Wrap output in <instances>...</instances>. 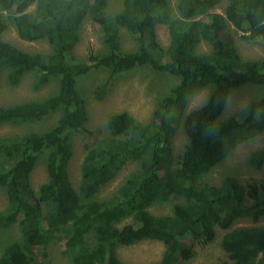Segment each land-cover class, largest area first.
I'll return each instance as SVG.
<instances>
[{"label": "trees", "instance_id": "1", "mask_svg": "<svg viewBox=\"0 0 264 264\" xmlns=\"http://www.w3.org/2000/svg\"><path fill=\"white\" fill-rule=\"evenodd\" d=\"M224 1L222 11H215ZM167 2L122 0L121 10L109 16L105 0H0V77L6 71L14 86L32 73L33 90L54 83L45 97L0 106V124H29L22 133L0 136V190L6 194L0 226L16 225L20 233L3 244L0 264H34L54 239L64 240L65 264H131L118 257L117 248L144 239L164 244L153 264H177L194 254L195 242L213 241L216 228L227 230L221 246L229 260L212 264H264V225L232 227L239 218L256 223L264 216V180L241 182L234 175L219 184L204 180L230 147L264 131V91L222 117L234 88L264 86V58L243 59L228 32L231 25L243 39L264 43V0H178L163 47L156 26L164 22ZM87 14L104 49L79 61L74 46ZM8 21L20 39L44 38L50 51H25L3 40ZM119 27L131 35L135 50L121 49ZM201 41L211 45L208 53L197 51ZM136 67L178 80L155 106L151 121L125 111L107 117V135L86 145L75 188L69 176L73 135L93 133L78 78L106 68L109 77L94 89V97L102 99L114 76ZM205 87L210 89L203 103L185 112L190 97ZM51 113L58 114L55 121L35 127ZM180 124L187 142L174 166L172 139ZM248 160L252 168L264 167V148ZM39 161L46 177L34 189L31 175ZM130 161L137 167L110 196L98 197ZM169 201L168 214L149 209Z\"/></svg>", "mask_w": 264, "mask_h": 264}, {"label": "rangeland", "instance_id": "2", "mask_svg": "<svg viewBox=\"0 0 264 264\" xmlns=\"http://www.w3.org/2000/svg\"><path fill=\"white\" fill-rule=\"evenodd\" d=\"M105 1L106 14L109 16L114 15L123 6L122 0ZM177 1L168 0L166 6L162 9L164 22L156 26L157 38L163 47H166L169 43L168 21L178 16ZM225 4V1L222 2L214 10L221 12ZM31 9H33V5L28 10L30 11ZM119 31L121 35V49L124 51L135 50L136 45L131 35L124 28L119 27ZM228 32L243 59L264 58V43L260 39L247 41L242 38L241 31L234 29L231 25ZM2 39L10 41L25 51H50L49 43L44 38L33 41L20 39L13 22L10 21L7 22ZM103 49L104 45L94 24L93 16L87 14L80 26L79 41L74 46L76 59L79 61L87 60L89 53H97ZM210 50L211 45L204 41H201L197 46L199 53H208ZM6 74L7 72L4 71L0 77V106L13 105L25 100L40 99L47 96L53 89L54 83L50 82L39 90H33L30 87L33 77L32 73L26 74L19 84L13 86L7 82ZM108 77L109 71L106 68H93L87 74L78 78L79 90L87 102V127L93 130V133L88 136L83 133H75L73 135V156L69 165V176L75 188L78 185L80 164L86 150V145H92L107 135V117L112 113L125 111L141 122L147 123L151 121L155 106L178 80L176 76L158 73L149 67H136L129 72H123L114 76L105 97L96 99L94 97L95 87ZM209 89V87H205L194 93L189 99L185 112L202 104L209 93ZM263 91L264 86L259 84H247L234 88L229 96L222 117L236 114L244 105L259 97ZM57 117L58 114L51 113L42 122L40 121L35 124V127L51 123ZM28 126L29 124H0V136L22 133L27 130ZM172 141L174 166H177L181 160L184 145L187 142V135L181 124L178 126ZM258 148H264V131L230 147L225 159L206 173L204 180L212 184H219L225 175H234L241 182H245L251 178L264 180V167L260 169L252 168L248 160L251 152ZM136 167V162H128L111 181L100 189L98 197L110 196L122 183L127 174ZM45 177L43 162L39 161L31 175L33 188L36 189L37 185L45 180ZM5 204L6 194L1 189L0 210ZM149 209L153 214H168L171 212L172 202L155 203ZM129 220L128 218L119 225L129 222ZM258 224L264 225V216L256 223H252L247 218H239L234 222L232 227ZM226 231V229L216 228L213 241L208 243L195 242L193 244L194 254L189 259L179 260L177 264H212L220 259L229 260L227 253L221 246V240ZM19 236V229L16 225H12L10 228L0 226V252L3 244L17 240ZM90 236L91 234L89 233L88 239ZM184 241L189 243L188 238H185ZM44 251V254L37 253L34 264H65L67 262V257L63 253L64 240L54 239L45 246ZM163 251L164 244L162 241L144 239L130 245L118 247L117 255L121 260L131 264H153L160 260Z\"/></svg>", "mask_w": 264, "mask_h": 264}]
</instances>
